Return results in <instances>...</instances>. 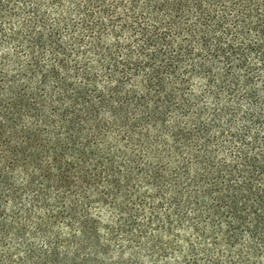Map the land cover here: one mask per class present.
<instances>
[{
  "label": "trees",
  "instance_id": "1",
  "mask_svg": "<svg viewBox=\"0 0 264 264\" xmlns=\"http://www.w3.org/2000/svg\"><path fill=\"white\" fill-rule=\"evenodd\" d=\"M0 264H264V0H0Z\"/></svg>",
  "mask_w": 264,
  "mask_h": 264
}]
</instances>
